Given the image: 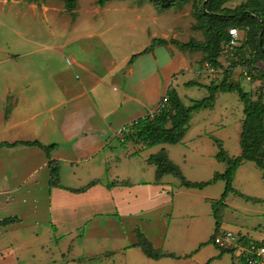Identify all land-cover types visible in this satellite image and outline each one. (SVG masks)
I'll return each instance as SVG.
<instances>
[{
	"label": "crops",
	"instance_id": "0c3cea01",
	"mask_svg": "<svg viewBox=\"0 0 264 264\" xmlns=\"http://www.w3.org/2000/svg\"><path fill=\"white\" fill-rule=\"evenodd\" d=\"M16 55L7 54L1 63L11 71L0 70V144L55 143L50 154L59 171L58 184H52L49 157L38 145L0 147V221L14 219L0 224V264H78L86 258L116 264V255H122L125 264H237L238 248L210 242L217 235L212 201L221 197L225 180L202 189L187 187L171 172L159 174L151 160L152 155L166 153L193 182L224 172L227 164L216 157L219 145L213 136L222 140L223 147L228 142L237 149L239 143L241 154L245 114L238 115L229 101L219 106L222 92L212 108L199 110L206 111L197 121L192 115L179 142L146 148L142 143L122 142L123 127L152 111L148 99L157 106L177 85L170 80L163 86L160 77L161 72L174 75L180 64L177 56L163 58L155 50L130 64L127 55L102 74L75 57L70 65L50 68L31 60L30 52ZM33 63L40 73L31 71ZM186 86L187 90L197 87ZM245 163L235 174L236 192L221 207L218 233L227 230L243 240L261 241L264 237L251 235L244 215L232 211L226 217L230 207L244 214H264L262 205L254 209L240 198L264 203V192H251L260 187L259 181L253 187ZM93 180L100 183L89 187ZM229 221L235 224L231 227ZM139 232L156 248L175 256H147L138 246ZM87 233L96 240L122 243L116 249L105 247L77 256L73 253L78 252L77 237Z\"/></svg>",
	"mask_w": 264,
	"mask_h": 264
},
{
	"label": "rangeland",
	"instance_id": "374dc122",
	"mask_svg": "<svg viewBox=\"0 0 264 264\" xmlns=\"http://www.w3.org/2000/svg\"><path fill=\"white\" fill-rule=\"evenodd\" d=\"M203 1L174 0L164 3L156 0H107L101 5L99 0H75L74 5L69 7L67 0H0V70L2 74L7 70L11 71L7 63L1 64L7 54L16 57L18 52H30L31 60L47 63L50 68L70 65L72 57H75L104 74L114 63H122L127 55L131 57L148 48L146 52L157 50L163 58L169 54L179 58V68L174 75L167 77L160 71V77L163 86L170 80L177 82L175 87L187 106L193 104V99H202L209 93L203 86L187 90L185 81L195 79L209 84L212 81L221 83L225 77L224 70L228 67L232 71L230 81H241L243 88L251 93L253 99L264 100V49L260 52L258 47L261 29L258 22H255L261 18L253 14L247 17L249 22L240 28L245 31L239 33V46L230 48L224 42L218 44L217 50L221 55L223 68L215 67L209 60L211 51L208 46L201 49H183L171 42L174 39L181 43L196 41L208 44L213 33L208 31ZM258 1L259 4L255 0H230L224 6L232 9L242 6L250 11L257 9L259 16H262L264 0ZM235 26L230 22L225 30ZM159 38L168 40V43L154 44V40ZM241 44L244 49L237 50ZM256 50L259 52L253 56ZM32 70L40 73L34 63ZM122 76L123 74L119 75ZM225 101L230 102L228 104L232 105L238 115H241V112L244 115V105L237 92L220 93L218 105ZM148 104L153 107L152 111L158 106L157 103L151 105V99H148ZM204 111L206 110L193 113L194 121H197ZM227 129L230 130V127ZM227 144L224 148L229 154L240 153L239 143L237 149L230 147L232 143ZM245 164L244 171L248 169V175L255 181L253 187L260 186L251 192L262 194L263 170L252 161H246ZM106 177L110 178L111 174L107 173ZM243 181L250 183L247 179ZM99 183L100 181L93 180L89 187ZM240 198L247 202L245 205H251L254 209L257 206L260 208L261 205L264 207V203ZM232 211L244 215L242 220L252 236L264 237V214H244L241 210L230 207L226 217H229ZM260 219L261 224L256 225L258 229L254 228V223H259ZM228 223L231 227L235 224L232 221ZM84 228L83 226L82 229ZM77 238L78 252H73L77 256L83 252L96 253L105 247L116 249L122 243L114 245L110 243L111 240H96L88 233L85 237L80 235ZM210 242L215 243L214 237ZM115 259L116 264H125L122 255H116ZM78 264H104V260L88 261L86 258L85 262Z\"/></svg>",
	"mask_w": 264,
	"mask_h": 264
},
{
	"label": "trees",
	"instance_id": "16d2710c",
	"mask_svg": "<svg viewBox=\"0 0 264 264\" xmlns=\"http://www.w3.org/2000/svg\"><path fill=\"white\" fill-rule=\"evenodd\" d=\"M75 0H67L69 7L74 5ZM107 0H99L101 5ZM158 2H171L174 0H156ZM230 0H204V10L207 17L208 31L212 32L213 35L209 40L208 44H204L196 41H189L181 43L177 40H172L171 42L181 46L183 49H201L208 46L211 53L209 54V60L214 64L215 67L223 68L220 61L221 55L217 46L219 43L224 42L227 44L230 32L225 30L226 26L232 22L237 28H241L249 22L248 18L252 14L261 18L255 22H258V27L261 29L259 36L258 47L264 49V12L262 16H259L257 9L252 11L248 10L246 7L239 6L237 8H228L224 4ZM259 4L258 0H255ZM245 31L244 29H242ZM241 30V31H242ZM168 43L166 39H155L154 44L165 45ZM244 44V42H243ZM241 44L239 49L243 50L244 46ZM240 45V44H239ZM237 45V46H239ZM148 51V48L144 49L140 53H135L131 56L129 63L131 64L138 55ZM259 51L256 50L253 56ZM232 71L228 67L224 70L225 77L221 83H216L212 81L210 84L204 85L198 81L190 80L186 82L188 86H203L205 87L209 94L202 99H193L192 105L187 106L175 87H170L166 93L168 102L159 111L150 115V113L138 117L131 123L125 126V130H122V142L126 143L128 141H133L136 143H142L146 148L153 147L162 143H177L180 141L181 137L185 134L187 125L189 124L194 112L201 109L212 108L215 104L218 92H237L240 100L244 104V121L243 130L241 133V145L242 152L237 156H230L225 148L223 147L222 140L214 137L215 141L219 145V151L216 157L227 164L224 172L216 173L214 177L210 180L204 182H193L187 179L180 168L171 162L166 153L161 152L151 156V160L154 161L159 169V174L166 172H171L178 176L182 185L187 187H197L204 188L213 181L217 179L225 180V188L221 197L217 200L212 201L214 216L216 218V233H218L221 224V207L225 204L227 196L231 192H236L233 185L235 174L240 167L247 160L254 161L260 168L264 170V100L259 98L257 100L253 99L251 93L245 90L242 86V82H232L229 80ZM3 144L17 145V144H27V145H38L46 152L49 157V168L51 170V183L58 184V171L59 163L52 159L51 150L55 148L56 144H50L48 146L43 145L39 141H19L15 143H1ZM14 219H5L0 221L2 223H8ZM138 246L141 247L143 252L151 258H161L163 256H175L174 254H167L160 248H156L153 243L141 232L138 233Z\"/></svg>",
	"mask_w": 264,
	"mask_h": 264
},
{
	"label": "built area",
	"instance_id": "2783aa9c",
	"mask_svg": "<svg viewBox=\"0 0 264 264\" xmlns=\"http://www.w3.org/2000/svg\"><path fill=\"white\" fill-rule=\"evenodd\" d=\"M230 37L227 42V45L230 48H234L240 43L241 30L237 27H232L229 29ZM168 102L167 97L165 96L161 102L158 104L157 108L154 111L150 112V115L159 112ZM126 128L123 127V130ZM216 242L224 247H233L238 248L237 255V264H264V240L256 241L253 239L243 240L242 237H239L232 231H220L215 238Z\"/></svg>",
	"mask_w": 264,
	"mask_h": 264
}]
</instances>
